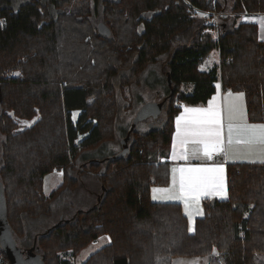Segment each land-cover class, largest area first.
Wrapping results in <instances>:
<instances>
[{"label":"trees","instance_id":"obj_1","mask_svg":"<svg viewBox=\"0 0 264 264\" xmlns=\"http://www.w3.org/2000/svg\"><path fill=\"white\" fill-rule=\"evenodd\" d=\"M10 4L0 0V236L18 239L20 253L35 245L45 264H70L63 254L76 257L103 235L109 243L81 264H171L175 257L264 264V163L227 164L226 196L202 200L193 232L180 203L150 197L152 186L169 183L163 159L180 105L205 103L219 81L223 89L243 93L248 121L264 122V41L255 24L238 22L243 12L264 13V0ZM194 8L232 14L213 37L214 24L194 15ZM213 50L218 64L201 71ZM159 62L164 125L146 131L135 126L128 154L115 159L110 145L117 142L121 89L139 84ZM73 111L80 112L75 121ZM34 117L20 128L19 120ZM86 156L97 159L78 164ZM77 165L98 185L96 202L31 236L28 223L49 219L52 201L80 185ZM55 170L62 182L46 196L43 177ZM0 264H11L1 239Z\"/></svg>","mask_w":264,"mask_h":264},{"label":"rangeland","instance_id":"obj_2","mask_svg":"<svg viewBox=\"0 0 264 264\" xmlns=\"http://www.w3.org/2000/svg\"><path fill=\"white\" fill-rule=\"evenodd\" d=\"M27 0H12L11 6L12 8H16L20 3H23ZM195 9V8H194ZM193 9V11H194ZM198 10V9H197ZM197 10L194 11V15L197 16H203L206 20L207 16L210 13L218 12L215 10L211 11H201L204 13H199ZM225 15L217 16L216 18L213 17V23L214 28L211 29L209 32H211L213 37H216L217 34V27L221 21L222 18L225 16L231 15L232 13H229L228 11H221ZM217 50L211 51L208 58L200 65L199 69L201 71H208L211 68L212 61L218 58ZM162 62L157 63L151 68H148L141 79V82L139 84H133L128 86H123V93H120L121 91L118 90V96L120 93V96L118 98V119H117V142L116 145L119 147V151L121 150L120 145V139L122 136V130H126L127 127L131 126L133 120L136 118V115L138 112L142 109V107L147 102H157L162 99H164V95H166V87H165V79L163 76V73L161 71ZM17 74V73H15ZM167 84V80H166ZM188 87H185L184 90L187 91ZM124 96V97H123ZM177 104V103H176ZM177 106V105H176ZM79 111H73V119L74 121L77 119V116L79 115ZM37 117L32 118L31 120H19L20 128L28 127L31 125ZM165 119V113L161 112L159 113L157 120L155 123H160V121ZM136 129L139 131H146L150 129L146 122L144 120L139 121L136 125ZM120 138V139H119ZM79 142L78 139L76 141ZM114 144V143H113ZM96 157H90L86 156L84 160H80L78 164L84 163L86 161L95 160ZM78 168H76V172L74 173L75 177H78L80 187L78 186L74 193L72 195H65L57 200H53L51 203L52 207V214L49 219L46 220H40L37 222H29V232H31V236L35 234L36 232H40L44 230L45 228L51 227L54 224H56L61 217L63 218H70L75 212L78 210H86L90 209L94 203L96 202V196L92 192H98L99 188L96 183H94L90 177L85 176L86 173L80 172L79 170H82L80 165H77ZM62 172L61 171H53L51 173L46 174L43 177V193L48 196L54 189H56L62 182ZM87 177V178H86ZM81 184L84 186L82 187ZM164 188V186H152L151 188ZM150 188V192H151ZM155 195L151 197L152 201H156L157 203L165 202L159 199L164 198H154ZM184 215L187 218L188 221V231L193 232L194 229V222L195 219L198 218L200 215L203 214V212H197L184 209L183 210ZM19 240H15L16 246L19 245ZM109 243V238L107 235H103L95 239L93 242H91L89 245H87L85 248H83L80 253L76 257H72L69 253L63 254V257L67 259L70 264H81L83 263L89 255H91L93 252L98 250L99 248L103 247L104 245ZM171 264H208V261L206 258L201 257H175L172 259Z\"/></svg>","mask_w":264,"mask_h":264},{"label":"crops","instance_id":"obj_3","mask_svg":"<svg viewBox=\"0 0 264 264\" xmlns=\"http://www.w3.org/2000/svg\"><path fill=\"white\" fill-rule=\"evenodd\" d=\"M262 21H264V13L261 12H243L238 16L239 23H253L257 26L258 39L264 41V27H262ZM211 53V52H210ZM209 53V54H210ZM218 53V51H217ZM218 55V54H217ZM209 56V55H208ZM208 58V57H207ZM206 58V59H207ZM205 59V60H206ZM218 58L212 61L211 68L218 64ZM210 68V69H211ZM219 85V88L217 87ZM188 87L186 92H190L192 89L191 85H183L182 88ZM229 92L231 95H229ZM242 92L230 91L223 89L220 82L215 83V92L209 97V99L203 104L196 105H180V110L174 118V130L171 138V143L167 151L166 157L163 161L169 163V183L164 188H151V197L155 195L157 198H163V194L160 192H155L153 189H168L173 185V177L175 176L177 182L180 178L179 169H213L211 172L200 173L199 175L207 179L212 185L215 186V191L206 190L202 191L196 202L189 200L188 210L197 212L198 207L199 212H203V199H223L226 196L227 191V179H226V165L229 163H264V148L260 145H250L248 143H237L236 138H233L231 144L228 143L227 136V124L229 123V106H233L237 113L243 111L246 117V122L249 124L261 125L264 122H250L247 120V113L245 107L244 95L240 96ZM243 94V93H242ZM215 97V99H213ZM212 102L211 105L209 102ZM213 108L215 111L220 113L222 124L224 125L223 139L224 143L221 145V150H214L212 152L211 158L204 155V146L202 144L187 143L181 145L179 140L176 138L177 133V117H182L181 123L184 119L194 118L200 113H188L185 109H197L203 110ZM183 114V115H182ZM234 123H240L239 119L234 120ZM119 131V129H117ZM120 139V138H119ZM175 142V150L173 148ZM118 145V144H117ZM116 143L110 145V153L119 152V147ZM217 158H221L220 161H216ZM176 169L174 173L173 170ZM222 169V171H220ZM190 175L189 173H185ZM223 189L222 193L220 189ZM165 202H177L181 204L182 210L186 209V204L183 200H170V199H159ZM156 202V201H155ZM201 216V215H200Z\"/></svg>","mask_w":264,"mask_h":264},{"label":"snow or ice","instance_id":"obj_4","mask_svg":"<svg viewBox=\"0 0 264 264\" xmlns=\"http://www.w3.org/2000/svg\"><path fill=\"white\" fill-rule=\"evenodd\" d=\"M264 27V21L261 22ZM3 21H0V25ZM219 88V85H217ZM229 95L231 93L229 92ZM242 96L243 94H238ZM215 99V97L213 98ZM211 101L209 104L211 105ZM188 113H200L194 118L184 119L181 123L182 117H177V133L176 138L183 146L189 142L194 144H202L204 146V155L211 158L214 150H221V145L224 143L223 130L224 125L221 121L220 113L213 108L206 110L185 109ZM229 123L227 124L228 143L233 142L236 138L237 143H248L250 145H260L264 148V124L256 125L246 122V117L243 111L237 110L233 106H229ZM183 115V114H182ZM239 119L240 123H234V120ZM175 142L173 148L175 150ZM264 162V161H262ZM213 169H179L180 178L177 182L175 176L173 177V185L168 189H153L155 192L163 194L164 199L170 200H183L186 204V209L189 206V200L196 202L202 191L212 190L215 191V186L212 185L207 179L200 176V173L211 172ZM222 171V169H220ZM176 172V169L173 170ZM190 175H186L185 173ZM221 193L223 189H220ZM154 198H156L154 196ZM199 214V209H196Z\"/></svg>","mask_w":264,"mask_h":264},{"label":"water","instance_id":"obj_5","mask_svg":"<svg viewBox=\"0 0 264 264\" xmlns=\"http://www.w3.org/2000/svg\"><path fill=\"white\" fill-rule=\"evenodd\" d=\"M167 84L168 86L171 85V80L169 77H167ZM172 92V90H171ZM162 110V103L161 102H147L142 109L138 112L136 115V118L133 120L130 129L128 131V134L120 139L121 144V150L117 152L113 158L119 159L125 157L129 152V147L127 145L128 139L130 137V133L134 129V127L137 125L139 121L144 120L146 117L150 115H158ZM164 122L160 123V126H163ZM148 127L152 130H155L158 127V124L155 122H151L148 124ZM0 199H2V196H0ZM215 200V199H214ZM3 204L0 201V211L3 210ZM0 214H4L2 211ZM1 242L4 243V248L8 254V259L11 264H45L43 259H41L40 255L35 253V245H33L31 248L26 249V258L19 259L16 255L12 254L16 250L15 242L12 240L11 235L6 233L3 234V236H0ZM16 252V251H15ZM31 255V256H30Z\"/></svg>","mask_w":264,"mask_h":264},{"label":"flooded vegetation","instance_id":"obj_6","mask_svg":"<svg viewBox=\"0 0 264 264\" xmlns=\"http://www.w3.org/2000/svg\"><path fill=\"white\" fill-rule=\"evenodd\" d=\"M164 100H165V99H162V100L157 101V102H161V103H162V102H164ZM158 115H159V114H158ZM158 115H150V116L146 117V118L144 119V121L146 122L147 125H148L149 123H151V122H156ZM15 251H16V252H15ZM15 251L12 252V254L16 255L19 259H24V258H26L27 254H26L25 251H22L21 253L18 252L17 250H15ZM30 256H31V255H30Z\"/></svg>","mask_w":264,"mask_h":264},{"label":"built area","instance_id":"obj_7","mask_svg":"<svg viewBox=\"0 0 264 264\" xmlns=\"http://www.w3.org/2000/svg\"><path fill=\"white\" fill-rule=\"evenodd\" d=\"M195 10H197V9H194V11ZM198 11V10H197ZM199 13H204V12H200V11H198ZM223 16V15H225L223 12H213V13H210L208 16H207V18H206V20H205V23H207V24H214L212 21H213V17L214 18H216L217 16ZM221 160V158H217L216 159V161H220Z\"/></svg>","mask_w":264,"mask_h":264}]
</instances>
